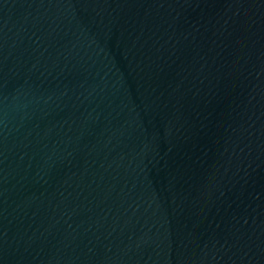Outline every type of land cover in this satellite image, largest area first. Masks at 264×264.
Returning <instances> with one entry per match:
<instances>
[{
    "label": "water",
    "instance_id": "water-1",
    "mask_svg": "<svg viewBox=\"0 0 264 264\" xmlns=\"http://www.w3.org/2000/svg\"><path fill=\"white\" fill-rule=\"evenodd\" d=\"M0 264H264V0H0Z\"/></svg>",
    "mask_w": 264,
    "mask_h": 264
}]
</instances>
